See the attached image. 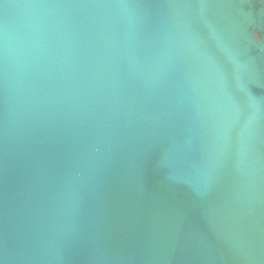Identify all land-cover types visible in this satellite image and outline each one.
I'll return each instance as SVG.
<instances>
[{
	"label": "water",
	"instance_id": "water-1",
	"mask_svg": "<svg viewBox=\"0 0 264 264\" xmlns=\"http://www.w3.org/2000/svg\"><path fill=\"white\" fill-rule=\"evenodd\" d=\"M0 264H264V0H0Z\"/></svg>",
	"mask_w": 264,
	"mask_h": 264
}]
</instances>
